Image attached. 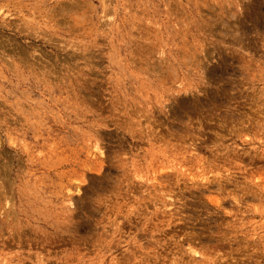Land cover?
Wrapping results in <instances>:
<instances>
[{
    "label": "rangeland",
    "instance_id": "1",
    "mask_svg": "<svg viewBox=\"0 0 264 264\" xmlns=\"http://www.w3.org/2000/svg\"><path fill=\"white\" fill-rule=\"evenodd\" d=\"M0 43V264H264V0H0Z\"/></svg>",
    "mask_w": 264,
    "mask_h": 264
},
{
    "label": "snow or ice",
    "instance_id": "2",
    "mask_svg": "<svg viewBox=\"0 0 264 264\" xmlns=\"http://www.w3.org/2000/svg\"><path fill=\"white\" fill-rule=\"evenodd\" d=\"M104 149V150H102ZM118 152L119 151V148L118 147H115L113 146L112 148V152ZM96 152L100 155V156H107L108 157V150L105 148L104 145H101V144H97L96 146Z\"/></svg>",
    "mask_w": 264,
    "mask_h": 264
},
{
    "label": "bare ground",
    "instance_id": "3",
    "mask_svg": "<svg viewBox=\"0 0 264 264\" xmlns=\"http://www.w3.org/2000/svg\"><path fill=\"white\" fill-rule=\"evenodd\" d=\"M106 1V0H105ZM72 2V1H71ZM57 10H59V9H57ZM62 11V10H61ZM64 11V10H63ZM68 11V10H67ZM71 11V10H70ZM58 15H61V14H58ZM53 20V19H52ZM57 23H59L60 24V22H57ZM13 24V23H12ZM4 25V24H3ZM10 29V28H9ZM26 31V30H25ZM41 32V31H40ZM12 41V40H11ZM13 43V42H12ZM1 44V43H0ZM12 45V44H11ZM13 45H15L14 43H13ZM33 45V44H32ZM55 45V44H54ZM5 46V45H4ZM32 47V46H31ZM7 48V47H6ZM34 48V47H33ZM72 48V47H71ZM10 49V48H9ZM40 49V48H39ZM18 50V49H17ZM34 50H37V49H34ZM73 50V49H72ZM8 52V51H7ZM18 52V51H17ZM25 52H26V50H25ZM38 52V51H37ZM9 53V52H8ZM24 53V52H23ZM26 54V53H25ZM24 54V55H25ZM20 55H22L21 53H20ZM27 55V54H26ZM33 55V54H32ZM23 56V55H22ZM35 56V55H34ZM26 57H28V56H26ZM66 58V57H65ZM59 59H61V58H59ZM77 59V58H76ZM59 61V60H58ZM34 62V61H33ZM37 63V62H36ZM41 63V62H40ZM55 64V63H54ZM39 65V64H38ZM42 66V65H41ZM54 68V67H53ZM186 93V92H185Z\"/></svg>",
    "mask_w": 264,
    "mask_h": 264
}]
</instances>
